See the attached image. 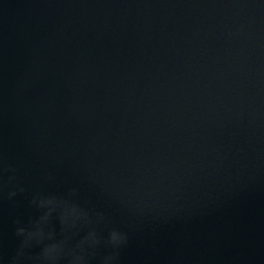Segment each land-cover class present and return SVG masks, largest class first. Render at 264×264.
Segmentation results:
<instances>
[{
	"label": "water",
	"instance_id": "1",
	"mask_svg": "<svg viewBox=\"0 0 264 264\" xmlns=\"http://www.w3.org/2000/svg\"><path fill=\"white\" fill-rule=\"evenodd\" d=\"M0 264H264V0H0Z\"/></svg>",
	"mask_w": 264,
	"mask_h": 264
}]
</instances>
